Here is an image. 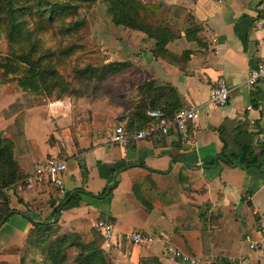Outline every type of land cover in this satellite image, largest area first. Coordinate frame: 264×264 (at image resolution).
Returning a JSON list of instances; mask_svg holds the SVG:
<instances>
[{
    "label": "crops",
    "instance_id": "0c3cea01",
    "mask_svg": "<svg viewBox=\"0 0 264 264\" xmlns=\"http://www.w3.org/2000/svg\"><path fill=\"white\" fill-rule=\"evenodd\" d=\"M140 2L157 6L147 20H157L171 38L165 53H154L153 38L107 17L96 43L104 62L128 63L111 78L110 91L105 85L95 98L47 99L14 81L0 82V139L10 143L20 175L1 189L9 212L0 222V264L19 263L32 223L42 221H55L86 244L98 235L109 264H185L169 259L161 241L106 245L91 228L96 220L111 222L122 234L163 237L191 257L212 254L218 260L211 264H264V225L257 227L259 220L264 224V83H246L248 71L264 62V27L253 25L264 0ZM218 78L229 96L212 107L208 91ZM150 103L173 112L197 107L188 136L171 131L109 141L114 124L130 131L151 122ZM50 156L66 164L62 195L47 181L30 188L23 183L33 164ZM237 159L240 166L228 163ZM112 183L109 194L95 197ZM63 196L71 204L54 211ZM245 234L259 241L256 251L247 248Z\"/></svg>",
    "mask_w": 264,
    "mask_h": 264
},
{
    "label": "trees",
    "instance_id": "16d2710c",
    "mask_svg": "<svg viewBox=\"0 0 264 264\" xmlns=\"http://www.w3.org/2000/svg\"><path fill=\"white\" fill-rule=\"evenodd\" d=\"M100 1L106 6L111 23L143 32L155 40L154 53H165L163 45L171 38L170 33L161 28L157 20L156 25L153 21L152 23L147 20L155 17L156 5H142L140 0ZM71 2L94 3L96 0H63L59 3L48 0H0V29L2 31V27L5 29L4 35L9 49L3 58L0 56V82L13 78L22 91L47 99L64 96L95 98L107 80L128 68V63L124 61L104 62L105 55L98 46L79 43L81 39L79 40L76 33L84 23L65 21V17L74 11ZM62 18L63 22L58 21ZM46 30L53 33L59 41L66 40L64 49H61L62 53L57 55L56 51H51L53 53L47 62L42 55H37L38 51L44 50L38 35ZM25 43L28 50L23 52L22 47ZM83 45L87 48L83 49ZM50 49L47 47L46 51ZM77 54L81 57L79 65H76ZM63 59L67 64L70 61V75L59 70ZM141 87L146 86L143 84ZM148 106L149 110L161 107L167 117L173 113L171 107L168 108L164 103H150ZM126 127L130 130L129 126ZM135 130L138 129L130 131ZM228 163L240 166L242 160L237 159L235 163ZM250 164L252 163L244 166ZM19 177L11 158L10 143L0 139V222L9 212L5 207L6 199L1 189ZM113 185L114 183L105 186L95 197H105ZM69 204L71 202L63 196L62 202L54 211L57 208H66ZM57 230L55 221L33 222L20 249L18 264H24L33 249L42 254L40 259L46 264H109L100 247L93 242L86 244L75 233L58 234ZM69 252H73L70 259ZM31 262L28 261L29 264ZM139 264L147 262L141 260Z\"/></svg>",
    "mask_w": 264,
    "mask_h": 264
},
{
    "label": "built area",
    "instance_id": "2783aa9c",
    "mask_svg": "<svg viewBox=\"0 0 264 264\" xmlns=\"http://www.w3.org/2000/svg\"><path fill=\"white\" fill-rule=\"evenodd\" d=\"M253 25L255 28L264 27V10H262L254 19ZM247 85H255L256 83H264V62L257 64L251 68L246 77ZM229 89L223 78H218L213 82L208 91V104L212 107L223 106L228 99ZM198 108L194 106H183L176 109L170 117H167L161 107L149 110L147 116L151 119L146 126L135 130L126 131L120 124H114L107 130L108 139L113 143H126L127 141H137L150 138L153 135H166L171 131L178 132L182 137H187V123L193 122L198 117ZM253 121L250 120V123ZM66 164L62 159L50 156L42 161L35 162L32 169L23 177V183L26 188L40 184L44 181L50 183L57 192L62 195L64 186L61 180V174L65 171ZM246 200L250 199L248 194H243ZM263 221L259 220L257 227L263 230ZM91 228L98 233L106 245H110L113 241L124 240L135 245H149L155 241L163 243L165 254L169 259L185 264H211L216 263L217 258L212 255L200 256L199 258L191 257L167 240L154 234H143L132 231L128 234L118 232L111 222L96 220L91 223ZM243 241L250 251H256L259 248V241L252 236L245 234Z\"/></svg>",
    "mask_w": 264,
    "mask_h": 264
},
{
    "label": "rangeland",
    "instance_id": "374dc122",
    "mask_svg": "<svg viewBox=\"0 0 264 264\" xmlns=\"http://www.w3.org/2000/svg\"><path fill=\"white\" fill-rule=\"evenodd\" d=\"M49 2H62L63 0H48ZM72 3V2H71ZM74 11L73 14L67 15L65 17V21H82L84 25L80 28V30H77L76 36L79 37V40L81 41L79 43H85L86 46H97V42H99L98 38H102V34H105V29L101 26L102 23H107V17H109V14L107 13L106 7L100 0H96L94 3H78L74 4ZM60 22L64 21V18L58 20ZM97 25H100V31L96 29ZM3 31L0 29V56L3 58V56L9 52V49H7V42L5 38V29L2 27ZM104 29V30H103ZM74 33V34H75ZM39 38L41 40V44L43 46L42 51H38L37 55H42L44 58L45 62H47V59L49 56L52 55L53 52L51 51H56L57 55H60L62 53L61 49H64V44L66 43V40H61L60 41L55 38L54 34L51 33L50 31H43L40 33ZM83 45V49H86L87 47ZM49 47L51 48L50 51H46V48ZM56 47V48H55ZM99 47V46H98ZM28 50V45L25 43V45L22 47V51H27ZM102 52V51H101ZM80 56L77 54L76 55V65H79V60ZM70 61L62 62V65L60 66L59 70L62 71L64 74H69L70 75ZM68 71V72H67ZM13 78H9L8 81H13ZM110 80H107L105 82V85L107 86L106 89L110 91L111 89V84ZM58 229V227H57ZM58 234H64V232H61L59 229L56 231ZM95 239L93 243L96 246H100V238L98 235H95ZM73 252L68 253L69 259L72 257ZM41 256L42 254L33 249L32 252L28 255V259L25 261L24 264H29L28 261L31 260V264H46L42 263L41 261ZM68 259V260H69Z\"/></svg>",
    "mask_w": 264,
    "mask_h": 264
}]
</instances>
